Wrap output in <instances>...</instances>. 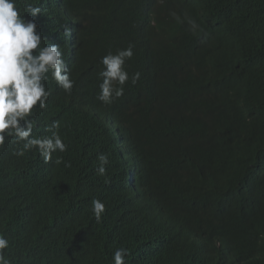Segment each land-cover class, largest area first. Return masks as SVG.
<instances>
[{
	"label": "trees",
	"instance_id": "trees-1",
	"mask_svg": "<svg viewBox=\"0 0 264 264\" xmlns=\"http://www.w3.org/2000/svg\"><path fill=\"white\" fill-rule=\"evenodd\" d=\"M27 3L42 9L39 30L60 44L76 83L69 95L51 81L35 117L37 136L59 121L68 151L53 160L64 163L45 164L35 150L15 157L6 144L0 233L13 264H112L120 247L126 264H264V0L18 6ZM130 43L127 71L141 79L102 104L100 59ZM93 199L106 205L99 223Z\"/></svg>",
	"mask_w": 264,
	"mask_h": 264
},
{
	"label": "clouds",
	"instance_id": "clouds-1",
	"mask_svg": "<svg viewBox=\"0 0 264 264\" xmlns=\"http://www.w3.org/2000/svg\"><path fill=\"white\" fill-rule=\"evenodd\" d=\"M60 1L63 0H57L59 4ZM18 5L19 0H0V181L7 169L3 170L8 158L6 144L13 146L11 155L15 157H24L35 150L45 164L64 163L62 156L53 160L54 153L68 151V145L60 134L59 121L53 120L45 125L44 130L48 135L37 136L33 134L39 123L35 117L48 107L53 92L48 86L51 81H55L69 95L76 83L60 44L45 43L48 38L39 30L35 18L42 14V9L32 3H27L24 8ZM25 14H30L33 19L26 18ZM170 15L177 23L186 20L193 34L198 29L202 30L196 20L187 14L183 19L176 12ZM70 33L71 30L65 26V35ZM134 47L130 43L126 48L117 49L115 53L110 51L100 59L102 68L97 73L100 83L96 99L102 104L111 105L124 95V86L129 80L135 85L141 79L140 72L130 77L126 67L134 56ZM87 111L99 112L92 109ZM97 160V172L103 176L109 157L100 153ZM65 166L71 167L70 164ZM125 182L134 187L135 169L131 165L126 169ZM91 211L93 219L99 223L106 205L100 199H93ZM9 248L10 240L0 233V264H13L7 252ZM129 254L127 248H117L112 253V264H126Z\"/></svg>",
	"mask_w": 264,
	"mask_h": 264
},
{
	"label": "bare ground",
	"instance_id": "bare-ground-1",
	"mask_svg": "<svg viewBox=\"0 0 264 264\" xmlns=\"http://www.w3.org/2000/svg\"><path fill=\"white\" fill-rule=\"evenodd\" d=\"M66 2H67V1H66ZM61 7H62V6H61ZM62 8L64 9V12H65V10H66V7H62ZM73 32H74V31H73ZM71 38H72V37H71ZM164 116H166V115H164ZM116 139H117V138H116ZM127 152H128V151H127ZM129 152H130V151H129ZM126 155H127V153H126ZM134 155H135V152H134ZM129 156H131V154H130V153H128V157H129ZM128 157H127V158H128ZM130 158H132V159H133V156H131ZM132 162H133V161H132ZM124 166H125V165H124ZM126 166H127V165H126ZM124 168H125V167H124ZM124 168H123V169H124ZM125 174H126V173H125ZM130 188H131V187H130ZM174 260H175V259H174ZM176 261H177V260H176Z\"/></svg>",
	"mask_w": 264,
	"mask_h": 264
}]
</instances>
